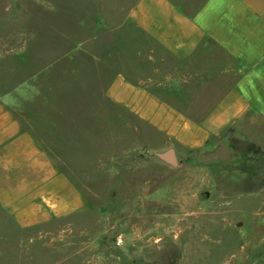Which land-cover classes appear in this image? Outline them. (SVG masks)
<instances>
[{"label": "rangeland", "instance_id": "obj_1", "mask_svg": "<svg viewBox=\"0 0 264 264\" xmlns=\"http://www.w3.org/2000/svg\"><path fill=\"white\" fill-rule=\"evenodd\" d=\"M136 1L0 0V100L82 195L24 228L0 212V264H264V121L192 145L108 94L130 63L108 37ZM170 147L177 166L156 156Z\"/></svg>", "mask_w": 264, "mask_h": 264}, {"label": "crops", "instance_id": "obj_2", "mask_svg": "<svg viewBox=\"0 0 264 264\" xmlns=\"http://www.w3.org/2000/svg\"><path fill=\"white\" fill-rule=\"evenodd\" d=\"M126 26L107 36L130 61L108 84L113 100L152 123L180 120L192 145L262 124L264 0H137ZM31 116L0 100V212L21 228L82 203Z\"/></svg>", "mask_w": 264, "mask_h": 264}, {"label": "water", "instance_id": "obj_3", "mask_svg": "<svg viewBox=\"0 0 264 264\" xmlns=\"http://www.w3.org/2000/svg\"><path fill=\"white\" fill-rule=\"evenodd\" d=\"M156 156L170 165L177 166L179 164L177 152L174 147H170L161 152H156Z\"/></svg>", "mask_w": 264, "mask_h": 264}]
</instances>
